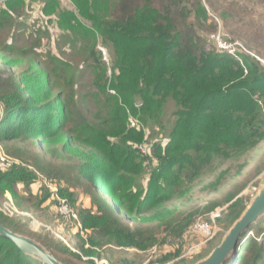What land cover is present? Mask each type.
Instances as JSON below:
<instances>
[{
    "label": "trees",
    "instance_id": "16d2710c",
    "mask_svg": "<svg viewBox=\"0 0 264 264\" xmlns=\"http://www.w3.org/2000/svg\"><path fill=\"white\" fill-rule=\"evenodd\" d=\"M25 1L4 0L0 24ZM60 1L45 0L43 16L57 12L63 30L93 35L92 28L112 41L117 72L107 78L114 79L107 86L120 100L104 97L103 110L94 121L78 116L76 126L69 127L71 104L62 85L50 79L56 78V71H64L63 62L50 56L48 71H41L21 53L5 60L11 76L0 84V146L15 162L0 169V205L9 194L20 211L55 207L58 212L59 200H64L75 208L80 225L75 232L78 249L97 259L103 258L98 251L103 247L155 246L159 239L154 229L161 224L171 229L170 238H183L194 214L177 213L166 201L173 200L177 187L197 180L218 154L247 151L264 137V67L250 55L238 60L199 43L202 38L196 28L206 19L202 5L194 11L192 23L180 0H162L164 13L150 4L154 0H116L117 15L110 21L95 14L100 0H70L78 7V17L77 10L75 14L63 9ZM170 100L176 110L166 142L149 141L144 129L126 126V110L144 124L160 125ZM145 143L150 144L143 152L139 147ZM41 179L50 181L56 191L41 184L34 189ZM82 193L89 194L88 206L78 205ZM235 196L229 193L226 202ZM245 202L239 196L221 212L228 220L227 229L241 215ZM0 222L18 234H33L1 209ZM38 242L48 250L56 247L78 257L47 235ZM0 264L41 263L0 236ZM222 264H264L260 220L242 233Z\"/></svg>",
    "mask_w": 264,
    "mask_h": 264
},
{
    "label": "rangeland",
    "instance_id": "374dc122",
    "mask_svg": "<svg viewBox=\"0 0 264 264\" xmlns=\"http://www.w3.org/2000/svg\"><path fill=\"white\" fill-rule=\"evenodd\" d=\"M44 1L26 0L24 6L9 13L10 18L0 24V84L1 81L11 76L3 62L16 57L17 54L21 53L27 58L29 65L41 71H48L45 65L49 63L47 60L50 56L57 58L63 62L64 71H56V78L50 79L62 85L63 96L71 104L70 111L73 120L68 122V126H76L75 121H78V116L92 122L103 110L104 97H118V94H112L113 89L107 86L114 80L109 81L107 78H111V73L117 72L115 66L117 58L112 41L108 36L103 37L92 28L90 29L94 31L93 35H87L84 32L82 34L70 33L63 30V27L59 25L57 12L48 17L43 16ZM107 1L108 3L103 0L98 1L99 6L95 7L97 9L95 14H100L99 16L111 21L112 16L117 15L116 0ZM181 1H183L182 7L190 11L188 21L192 23L196 21L194 11L201 5L203 6L206 19L201 21L202 27L196 30L202 38L199 43H205L206 49L229 52L231 53H228L229 55L238 60H241L242 55H250L260 63L264 62V0ZM161 3L162 0H154L150 4L164 13ZM60 7L69 11L77 10L76 17H78V7L71 1L61 0ZM174 9V6L170 7V12H174ZM81 21L90 25L87 19ZM219 43H232V45L228 51H224L225 49L220 47ZM5 45L12 49H6ZM261 65L263 66L262 63ZM104 83L106 86L102 89L101 85ZM134 104L138 106L137 102ZM175 110L174 102L168 101L160 116V125L155 124V121L144 124L138 117L126 110V126L132 127V122H134L136 123L135 128L144 129L149 141L166 142L175 117ZM146 144L150 143L142 144L145 149ZM221 173H223L222 177L216 182V177ZM263 180L264 137L247 151L220 153L214 157L211 165L197 180L177 187L173 200L166 201V205H174L177 213L194 214L191 226L184 233L183 238H170L168 233L171 229L161 224L159 228L154 229L159 239L155 246L145 250L115 246L103 247L98 249L103 257L101 259L87 257L80 252L77 247V242L79 243L80 240L75 237V232L80 228L79 223L76 220H65L55 207L27 209L25 210L27 212H24L28 213L26 216L3 212L8 214V217H12L14 221L20 219L33 233L28 237L38 241L39 237L47 235L54 244L59 243L66 246L72 253L78 254L76 257L69 252L59 251L56 247H50V251L66 264H126V262L130 264H194L195 261L204 258L205 256H202L207 252L206 255H208L221 242L229 229L226 227L228 220L220 216L221 212L226 210L228 205L239 196L246 201L247 206L250 199L260 189ZM40 184L48 187L51 192H55L52 183L46 179L37 183L33 188L37 190ZM229 193L236 194V196L233 201L226 202ZM88 198L89 194H80L79 207L88 206ZM213 203H216L215 207L212 206ZM72 209L75 210L74 207ZM258 220L264 226V214ZM198 227H203L202 230L211 233L203 236L202 232L197 229ZM177 249L179 250L178 255L174 253ZM165 255H170V257L163 260Z\"/></svg>",
    "mask_w": 264,
    "mask_h": 264
},
{
    "label": "water",
    "instance_id": "95a60500",
    "mask_svg": "<svg viewBox=\"0 0 264 264\" xmlns=\"http://www.w3.org/2000/svg\"><path fill=\"white\" fill-rule=\"evenodd\" d=\"M261 61V60H260ZM264 66V62L261 61ZM264 214V180L260 189L250 199L241 215L232 223L221 242L204 258L194 264H222L235 249L239 237ZM0 236L13 241L20 250L41 264H64L42 243L28 236L18 234L0 222Z\"/></svg>",
    "mask_w": 264,
    "mask_h": 264
},
{
    "label": "built area",
    "instance_id": "2783aa9c",
    "mask_svg": "<svg viewBox=\"0 0 264 264\" xmlns=\"http://www.w3.org/2000/svg\"><path fill=\"white\" fill-rule=\"evenodd\" d=\"M4 0H0V4L3 3ZM220 47L224 48V51H228L229 48L231 47L232 43L229 44H225V43H219L218 44ZM102 50V48H100ZM103 51V50H102ZM229 53V52H228ZM231 54V53H229ZM113 92V91H112ZM2 118V109L0 107V119ZM136 123L132 122V127L135 126ZM141 149V151L146 152V149L143 145H141L139 147ZM15 162V159H13L12 157L8 156L1 148L0 146V169H7L9 167H11V165ZM53 190L56 191V189L54 188ZM0 209L6 213H9L11 215L13 214H22L24 216H26L28 213H24L23 211L18 210L14 205L13 202L11 201V199L4 201L1 205H0ZM58 212L62 215V217L65 220H76L77 216L74 213V211H72V209L65 203L64 200H59V204H58ZM199 231L202 232V235L204 236V234L206 236H208L211 232H205L203 229V227H198L197 228Z\"/></svg>",
    "mask_w": 264,
    "mask_h": 264
},
{
    "label": "crops",
    "instance_id": "0c3cea01",
    "mask_svg": "<svg viewBox=\"0 0 264 264\" xmlns=\"http://www.w3.org/2000/svg\"><path fill=\"white\" fill-rule=\"evenodd\" d=\"M7 199L8 200L11 199V201H12V198H11V196L9 194H7Z\"/></svg>",
    "mask_w": 264,
    "mask_h": 264
},
{
    "label": "clouds",
    "instance_id": "9594fccd",
    "mask_svg": "<svg viewBox=\"0 0 264 264\" xmlns=\"http://www.w3.org/2000/svg\"><path fill=\"white\" fill-rule=\"evenodd\" d=\"M64 1H70V0H64ZM75 13H76V11H75ZM113 91V93L112 94H115V91L114 90H112ZM8 200V199H7Z\"/></svg>",
    "mask_w": 264,
    "mask_h": 264
}]
</instances>
